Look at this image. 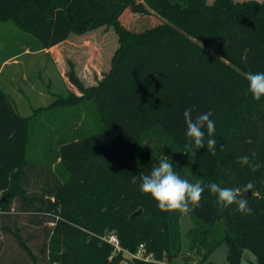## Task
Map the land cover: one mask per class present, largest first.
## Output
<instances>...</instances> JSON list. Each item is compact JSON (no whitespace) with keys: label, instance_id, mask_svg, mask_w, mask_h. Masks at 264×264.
Returning <instances> with one entry per match:
<instances>
[{"label":"trees","instance_id":"trees-1","mask_svg":"<svg viewBox=\"0 0 264 264\" xmlns=\"http://www.w3.org/2000/svg\"><path fill=\"white\" fill-rule=\"evenodd\" d=\"M133 2L0 0V21H13L30 35L21 39L32 50L103 25L114 26L120 42L110 70L95 85L86 86L72 67L69 78L81 94L57 96L31 116L21 115L0 85V216L15 213L12 203L20 199L22 211L45 215L51 223L46 262L37 260L16 230L19 245L34 260L0 264H128L104 239L112 231L124 249L136 252L144 244L153 254L152 260L136 257L132 264H171L181 253L183 214L160 211L141 193L139 180L132 183L164 156L189 182L255 185L246 197L252 214L229 206L231 230L217 197L205 189L200 206L191 211L197 226L189 232L194 248L202 250L198 264L213 250L204 252L203 246L219 229L229 264H240L247 250L264 264V98L255 101L246 80L249 72H264V1L142 0L157 16L150 26L130 30L121 18ZM23 51L15 44L8 55ZM192 105L212 113L215 155L206 147H185L182 113ZM56 111L63 119L57 150L43 149L37 157L30 150L32 121ZM244 155L259 169L241 166ZM55 163L63 164L68 177L65 168L52 169ZM139 208L141 214L133 216Z\"/></svg>","mask_w":264,"mask_h":264},{"label":"rangeland","instance_id":"rangeland-1","mask_svg":"<svg viewBox=\"0 0 264 264\" xmlns=\"http://www.w3.org/2000/svg\"><path fill=\"white\" fill-rule=\"evenodd\" d=\"M213 1L208 0L209 3ZM138 4L142 5L143 10L136 7ZM132 9H135L133 15H131ZM156 16L142 0H134L132 6L123 14L121 23L127 29L142 30L144 26L148 27L153 24ZM14 36L22 38L30 35L19 29L13 21H0V40L2 37L11 38ZM119 44V35L112 25H103L85 33H71L66 40L55 45L56 56L54 58L50 54L23 55L20 58L22 65L3 66L1 80L5 82L4 87L19 113L23 116H31L37 108L47 107L57 96H67L70 92L81 94L69 78L72 67L86 86L95 85L110 70L113 55ZM1 45L0 62L15 44L1 42ZM26 75L28 78L25 80ZM20 86L23 90L21 96L17 92V87ZM87 107V112L90 114L91 108L89 105ZM57 112L52 115L49 113L39 115L32 121L30 150H34L33 153L37 157H41L40 152L43 149L57 150L53 147L61 135L57 131L63 122V119L57 118L59 117ZM65 117L68 118V115L66 114ZM52 159L53 156H50V160ZM62 167L65 168L62 163H55L52 169L60 171ZM64 171L65 179L69 172L66 168ZM37 188L38 185L33 187V189ZM12 206L16 208L15 213L0 216V261L29 263L34 260V257L25 251L15 238L13 231L19 230L37 260L40 263L46 262L47 253L44 249L47 242L48 226L51 225L48 217L32 211H22L20 199L14 200ZM196 226L197 221L191 212L182 215L180 221L181 253L173 259L171 264H198L200 262L202 256L199 254V250L201 248L200 246L194 248L193 239L189 235L190 230ZM7 228H10L11 231H8ZM220 230L217 231L215 238L208 240L209 246H203L204 252H208L209 247L212 246L213 250L201 262L202 264H229L227 261L228 245L225 241L220 240ZM245 252L250 258L242 256L240 264H261L251 251Z\"/></svg>","mask_w":264,"mask_h":264},{"label":"clouds","instance_id":"clouds-1","mask_svg":"<svg viewBox=\"0 0 264 264\" xmlns=\"http://www.w3.org/2000/svg\"><path fill=\"white\" fill-rule=\"evenodd\" d=\"M248 92L255 101L264 98V72H249L246 74ZM186 124L185 147L189 150L207 148L212 155L216 153L217 140L215 121L211 112L197 111L195 105L185 108L182 113ZM241 166H248L253 172L259 169L260 164L247 155L239 158ZM139 180L142 194L149 195L157 202L160 211L166 213L179 212L183 215L190 213L194 207L200 206L202 195L207 189L210 194L217 197L218 203L224 207L237 205V210L244 215H250L253 209L248 206L247 194L254 188V183L249 182L242 188H228L210 182L205 184L201 180L194 183L182 178L175 170L174 164L168 156L160 159L148 174L141 173L132 177V183Z\"/></svg>","mask_w":264,"mask_h":264},{"label":"crops","instance_id":"crops-1","mask_svg":"<svg viewBox=\"0 0 264 264\" xmlns=\"http://www.w3.org/2000/svg\"><path fill=\"white\" fill-rule=\"evenodd\" d=\"M6 39H8V40H6ZM1 42L3 44H5V42H13L15 44H18L20 48H23L24 49V51L21 54H19V55H8V54L5 55V56H8L7 59L5 61H1L0 62V85L4 88V90L7 93H8V91L4 87L5 86L4 85L5 82L1 80L2 79V73H3V69H2L3 66H5V65H11V66L15 67V65H22L23 63H22V61H21L20 58L23 55H38V54L43 55V54H50L52 56V58H54L56 56V54L54 52L55 45L52 46V47H50V48H46V49H42V50H32L27 44H25V43L22 42V39L20 37H16V36L11 37V38L10 37H2L1 40H0V50L2 48ZM27 78H28V76L26 75L25 76V80ZM67 83H69V81ZM17 89H18L17 92H19V94L21 96L22 95V92H23L21 86L20 87H17Z\"/></svg>","mask_w":264,"mask_h":264},{"label":"built area","instance_id":"built-area-1","mask_svg":"<svg viewBox=\"0 0 264 264\" xmlns=\"http://www.w3.org/2000/svg\"><path fill=\"white\" fill-rule=\"evenodd\" d=\"M104 239L112 244L115 248L116 252H122L124 256V261L127 262L128 264H132V260L136 257L138 258H143L145 260H152L153 259V254L146 252L145 251V246L144 244H140L138 250L136 252H130L129 250H126L122 247L120 239L115 232H107L104 235ZM197 264V263H195Z\"/></svg>","mask_w":264,"mask_h":264},{"label":"water","instance_id":"water-1","mask_svg":"<svg viewBox=\"0 0 264 264\" xmlns=\"http://www.w3.org/2000/svg\"><path fill=\"white\" fill-rule=\"evenodd\" d=\"M5 200L6 199L4 198L1 201H5ZM215 204L221 208L220 216L225 218L226 224H227L229 230H231L232 229V220H233V217H232V215L230 213L229 206L224 207L223 205H221L220 203H218L217 200H216ZM141 212H142V208H139V210L136 211L133 214V216L138 215V214H141ZM199 254H201V250H199ZM243 258H250V256L247 254V252H244Z\"/></svg>","mask_w":264,"mask_h":264}]
</instances>
